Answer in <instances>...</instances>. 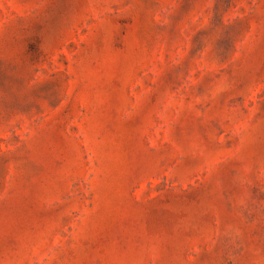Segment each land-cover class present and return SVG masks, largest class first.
Segmentation results:
<instances>
[{
  "label": "rangeland",
  "instance_id": "374dc122",
  "mask_svg": "<svg viewBox=\"0 0 264 264\" xmlns=\"http://www.w3.org/2000/svg\"><path fill=\"white\" fill-rule=\"evenodd\" d=\"M0 264H264V0H0Z\"/></svg>",
  "mask_w": 264,
  "mask_h": 264
}]
</instances>
